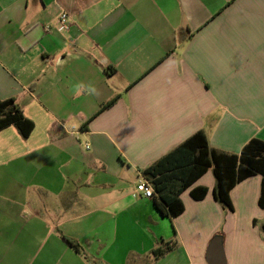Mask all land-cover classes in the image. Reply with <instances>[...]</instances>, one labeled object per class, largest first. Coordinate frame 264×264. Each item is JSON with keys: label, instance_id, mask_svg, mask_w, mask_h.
<instances>
[{"label": "crops", "instance_id": "crops-1", "mask_svg": "<svg viewBox=\"0 0 264 264\" xmlns=\"http://www.w3.org/2000/svg\"><path fill=\"white\" fill-rule=\"evenodd\" d=\"M10 98L34 129L0 109V264H208L215 236L227 264H264L261 174L230 208L209 169L175 218L137 190L199 130L229 152L264 140V0H0Z\"/></svg>", "mask_w": 264, "mask_h": 264}, {"label": "trees", "instance_id": "trees-1", "mask_svg": "<svg viewBox=\"0 0 264 264\" xmlns=\"http://www.w3.org/2000/svg\"><path fill=\"white\" fill-rule=\"evenodd\" d=\"M114 101L111 100L103 107H108ZM4 108L6 118L2 125L15 124L22 135L28 138L34 129V122L24 115L14 98L0 102V109ZM209 169L213 170L216 179L214 197L230 208L233 207L232 189L244 179L261 174L263 178L259 202L264 207V140L257 137L251 138L236 153L213 147L205 131L199 130L144 168L142 174L154 188L157 207L165 215L175 218L185 209L181 197L184 191L190 189L191 196L196 200L206 197L208 186L194 184ZM262 227L264 230V220ZM69 242L80 249L75 240L69 239ZM173 245L158 247L154 253L163 255Z\"/></svg>", "mask_w": 264, "mask_h": 264}, {"label": "built area", "instance_id": "built-area-1", "mask_svg": "<svg viewBox=\"0 0 264 264\" xmlns=\"http://www.w3.org/2000/svg\"><path fill=\"white\" fill-rule=\"evenodd\" d=\"M70 26H71V22H70L69 14L66 11L60 12L59 15L57 16V29L60 31L66 30V29H69ZM45 29L47 31L52 29L51 24L45 25ZM137 190L142 192L143 195L146 197L152 198L155 196L153 186L146 179H144L138 183Z\"/></svg>", "mask_w": 264, "mask_h": 264}, {"label": "water", "instance_id": "water-1", "mask_svg": "<svg viewBox=\"0 0 264 264\" xmlns=\"http://www.w3.org/2000/svg\"><path fill=\"white\" fill-rule=\"evenodd\" d=\"M207 260L208 264H227L221 236H215L212 239L207 252Z\"/></svg>", "mask_w": 264, "mask_h": 264}, {"label": "rangeland", "instance_id": "rangeland-1", "mask_svg": "<svg viewBox=\"0 0 264 264\" xmlns=\"http://www.w3.org/2000/svg\"><path fill=\"white\" fill-rule=\"evenodd\" d=\"M188 193H189V191L188 190H186Z\"/></svg>", "mask_w": 264, "mask_h": 264}]
</instances>
